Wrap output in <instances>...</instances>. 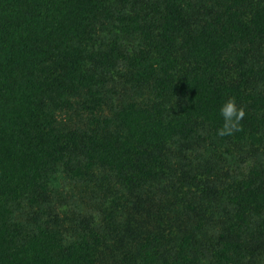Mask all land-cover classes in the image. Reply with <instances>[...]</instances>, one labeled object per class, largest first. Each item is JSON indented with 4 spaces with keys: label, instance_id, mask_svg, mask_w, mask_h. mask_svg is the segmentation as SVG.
Listing matches in <instances>:
<instances>
[{
    "label": "trees",
    "instance_id": "16d2710c",
    "mask_svg": "<svg viewBox=\"0 0 264 264\" xmlns=\"http://www.w3.org/2000/svg\"><path fill=\"white\" fill-rule=\"evenodd\" d=\"M0 264H264V0H0Z\"/></svg>",
    "mask_w": 264,
    "mask_h": 264
}]
</instances>
